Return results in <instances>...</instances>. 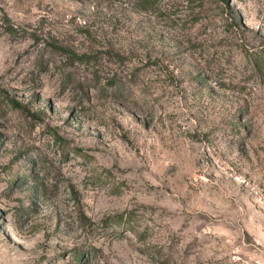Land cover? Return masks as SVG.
<instances>
[{
  "label": "rangeland",
  "instance_id": "374dc122",
  "mask_svg": "<svg viewBox=\"0 0 264 264\" xmlns=\"http://www.w3.org/2000/svg\"><path fill=\"white\" fill-rule=\"evenodd\" d=\"M0 264H264V0H0Z\"/></svg>",
  "mask_w": 264,
  "mask_h": 264
}]
</instances>
